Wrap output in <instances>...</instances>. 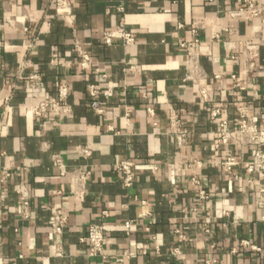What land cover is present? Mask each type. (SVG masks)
<instances>
[{
  "label": "crops",
  "instance_id": "obj_1",
  "mask_svg": "<svg viewBox=\"0 0 264 264\" xmlns=\"http://www.w3.org/2000/svg\"><path fill=\"white\" fill-rule=\"evenodd\" d=\"M65 1L67 15L52 0H0V264H264V175L246 171L253 149L215 148L209 120L220 108L234 130L244 107L264 131V0L258 18L239 12L246 0ZM118 29L135 43L105 46ZM194 36L191 62L178 44ZM41 102L60 108L31 115ZM229 152L242 158L235 177L221 166ZM123 161L135 164L130 188L116 170ZM53 211L68 217L59 236ZM93 225L102 256L88 254Z\"/></svg>",
  "mask_w": 264,
  "mask_h": 264
},
{
  "label": "built area",
  "instance_id": "obj_2",
  "mask_svg": "<svg viewBox=\"0 0 264 264\" xmlns=\"http://www.w3.org/2000/svg\"><path fill=\"white\" fill-rule=\"evenodd\" d=\"M53 6L56 12L60 15H67L68 9L66 6L65 0H52ZM214 1V0H208ZM261 6L258 5L257 0H246L239 10V12L245 11L249 14L251 18H258L261 15ZM3 29V25L0 21V32ZM195 33V31H193ZM121 40L124 46H131L135 43V37L132 33L126 32L123 29H118L116 31H110L104 33L103 42L105 46H111L115 40ZM7 48V45L4 42H0V53ZM178 48L181 50L187 51L189 60L193 62L195 60V52L199 48V40L194 36L188 42H181L178 44ZM77 54L81 60V66L84 69H87L90 64V58L88 55L81 50L79 47H76ZM25 64V63H24ZM29 80L32 82L38 81L36 75H31ZM89 95L92 99L91 107L95 111H100L97 107L96 96L97 91L93 86L88 87ZM201 98L203 101L208 103L205 92H200ZM68 96V89L65 86H61L58 89V98L60 102H64ZM64 104V103H63ZM60 107L54 103H45L41 102L35 106L28 108L31 115L35 117H41L46 114L47 110L57 112ZM237 127L234 130H231L227 120L223 117L222 110L216 107H210L209 109V120L214 122L218 127V137L214 144L215 148L220 147H229L232 145H238L240 147H248L253 149V161L249 163L246 167V171L249 174L264 175V131L259 130L258 128V118L249 113L248 110L244 107L237 108ZM148 116L153 115L151 109H147ZM169 127L175 138V141L178 146H183L186 143L187 133L183 129L180 120L174 114L172 108H169ZM84 156H88L89 152L85 149L81 150ZM58 163L59 161L56 160ZM242 163V158L236 156L231 152L227 153L225 159L221 162L223 170L232 174L235 177V169L239 167ZM134 167L135 164L132 161H123L119 163L116 167V170L121 174L122 184L125 188H130L134 182ZM260 194L264 197V189L259 190ZM19 200L17 202L20 208V214L23 219L28 218L29 216V200L28 193L25 190L19 191ZM199 199H207V195L202 190L198 192ZM142 205H145V202H141ZM105 215V213H103ZM67 215L61 214L57 211L52 212V222L51 228L56 236L62 234L64 227L67 222ZM131 222L125 224V228L130 227ZM88 246V254L91 257L102 256L103 254V245L104 237L102 230L99 226L93 225L88 229V233L85 239ZM241 246L245 248H252L249 242L241 241Z\"/></svg>",
  "mask_w": 264,
  "mask_h": 264
}]
</instances>
